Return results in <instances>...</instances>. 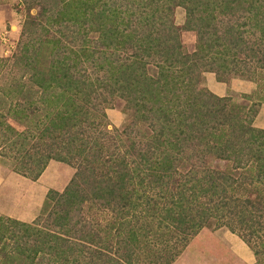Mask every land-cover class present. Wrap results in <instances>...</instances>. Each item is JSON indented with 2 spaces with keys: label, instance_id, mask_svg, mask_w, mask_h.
<instances>
[{
  "label": "trees",
  "instance_id": "16d2710c",
  "mask_svg": "<svg viewBox=\"0 0 264 264\" xmlns=\"http://www.w3.org/2000/svg\"><path fill=\"white\" fill-rule=\"evenodd\" d=\"M21 1L36 13L16 97L0 108V154L7 145L31 179L50 159L74 172L31 221L0 214V264H144L139 244L169 264L212 226L264 264L261 100L243 106L204 85L211 71L263 89L264 0ZM43 46L54 59L37 56ZM115 104L125 119L108 128Z\"/></svg>",
  "mask_w": 264,
  "mask_h": 264
},
{
  "label": "rangeland",
  "instance_id": "374dc122",
  "mask_svg": "<svg viewBox=\"0 0 264 264\" xmlns=\"http://www.w3.org/2000/svg\"><path fill=\"white\" fill-rule=\"evenodd\" d=\"M35 13L36 8L27 10L21 0H0V64L2 67L0 71V108H7V105L13 102L16 97V92L11 84L15 79L19 80L17 78L22 73L21 65L23 64L20 60H16V55L19 54L22 42L27 40V33L23 35L25 21ZM173 16L176 24H182L184 21L183 7L176 6ZM33 30L36 32L37 28L33 27ZM182 39L184 42H189L191 34L183 31ZM37 45L44 44L38 43L35 46ZM39 52L38 57L54 59L55 55L48 46H43ZM204 74V85L207 88H209L207 84L211 79L219 81L211 71L204 72ZM231 79L234 84L229 86ZM231 79L228 84L224 82L226 84L224 95L229 96L232 102L248 106L251 100L254 102L261 100L259 108L264 105V100L260 99L264 93V87L262 89L256 82L239 77ZM261 81L264 83V78H261ZM244 93L250 94L251 97H242L241 95ZM259 111L253 118V124L256 123L255 119ZM104 112L105 117L102 120H107L108 128L122 126L125 114L120 104L105 107ZM101 117L96 113L97 119ZM4 148H6L4 149L5 153L1 152L0 154V174L4 178L3 186L0 188V214L29 222L40 211L46 193L51 189L61 191L72 176L74 168L63 161L50 159L41 173L35 179H31L13 170L16 159L12 156L7 145ZM139 245L135 254L140 255L142 263H156L148 261L147 255L152 251V249H148V244ZM254 262L255 257L252 250L236 233L223 226H212L202 229L189 239L169 264H254ZM131 264L141 263L133 261Z\"/></svg>",
  "mask_w": 264,
  "mask_h": 264
},
{
  "label": "crops",
  "instance_id": "0c3cea01",
  "mask_svg": "<svg viewBox=\"0 0 264 264\" xmlns=\"http://www.w3.org/2000/svg\"><path fill=\"white\" fill-rule=\"evenodd\" d=\"M212 74L214 75L213 72H212ZM204 76H205V74H204ZM233 84H234V82L231 79L229 82V86L233 85ZM207 85L209 87L208 89H210L214 94H216L218 96H223L225 94L226 84L224 82L216 81L213 78V80L211 79V81ZM244 86H246V85H244ZM259 109H260V111H259ZM259 109H258L259 113L255 119L256 123H254L253 125L256 127L264 128V105H262ZM3 183H4V178L0 174V188L3 186L2 185Z\"/></svg>",
  "mask_w": 264,
  "mask_h": 264
}]
</instances>
